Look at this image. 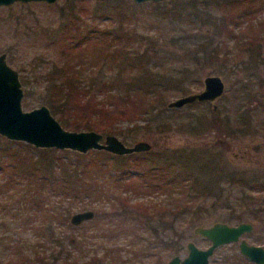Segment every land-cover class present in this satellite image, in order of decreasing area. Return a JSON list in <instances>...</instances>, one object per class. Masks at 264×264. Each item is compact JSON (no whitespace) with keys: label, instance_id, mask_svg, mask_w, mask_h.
I'll list each match as a JSON object with an SVG mask.
<instances>
[{"label":"rangeland","instance_id":"rangeland-1","mask_svg":"<svg viewBox=\"0 0 264 264\" xmlns=\"http://www.w3.org/2000/svg\"><path fill=\"white\" fill-rule=\"evenodd\" d=\"M175 1H158L162 5L159 9L150 3L152 1L134 0H56L53 3L17 1L0 6V53L6 51L8 62L20 72L24 110L46 104L42 101L46 94L45 71L51 64L49 57L58 56L64 38L74 32L77 35L94 27L107 31L117 30L121 25L129 35L139 36L143 49L155 42L156 48H148L150 50L147 61L149 66L153 67L151 79L160 81L159 87H164L165 84L173 86L168 89V101L183 94L200 91L204 86V77L216 74L225 83L223 96L216 100L219 116L229 117L231 122L243 117L250 125L241 133L229 137L222 130L227 126L217 128L209 121L211 104L206 108L207 117H202L206 105L199 103L170 109L173 111L168 113L173 116L174 121L172 119V125L167 130H149L141 117L136 120L137 124L122 122L120 128L123 134H115L116 136L127 145L147 140L151 144V149L134 152L132 157L106 150L107 153H95V166H92L94 174H97V165L103 161L109 165L106 167L108 174L109 171L114 172L119 165H131V160L136 165L129 167V177L116 183L111 179L108 181L107 175L100 179L106 187L104 192L84 193L77 198L66 197L62 214L66 221L60 225L55 224V234L61 237L68 252L80 261L93 256L104 257L109 253L114 255L118 264H160L173 253L186 254L187 241L191 240L202 248L207 247L208 240L195 233L194 226H206L215 221L237 223L254 219V222L251 221L254 229L247 234V238L264 245V240H258L259 236L264 238V230L259 222L261 219L249 210L252 206L247 203L251 198L248 196L241 198L244 193L239 182H233L235 187L233 186L232 192L228 191L229 189L220 192L217 186V182L224 175L249 174L252 168L264 166V45L262 48H237L234 45L238 36L242 40L250 35V32H257L264 40V0H257L247 7L240 25L230 22L229 25L235 32L233 36L231 33L227 34L224 29L216 35V41L220 42L217 58L201 60L193 57L197 47L195 38L187 41L181 39L182 42L175 36L172 37L179 32L177 29L179 20L171 12L162 13L161 9L166 11L165 8L173 6ZM108 11L113 12L112 16L107 13ZM103 12L106 13L105 17L100 15ZM188 29L196 33L198 39L214 32L212 24L208 21L202 23L200 27H195L191 23ZM94 44L96 43L92 38L83 44V48H90ZM181 68L185 69L184 77L180 75ZM179 86H183L186 92L178 93ZM167 103L166 108H169ZM194 114L204 118V122L200 125L199 121L189 122L187 116ZM132 127L135 130L127 134ZM219 141H225V144H219ZM51 149H55L51 150L53 153L56 152L54 155L63 150ZM91 150L96 149H90L84 154ZM215 150L221 151L222 155L218 157ZM184 151L201 153L202 157H195L192 164L195 165L192 167L193 172L195 171L200 180L210 188H215L211 192L212 196L208 197L211 200L203 201L204 194L198 193L188 205L193 210L188 208L183 210L184 208L179 205H183L182 203L178 204L164 191L146 187L141 181L142 178L138 176L156 162L160 164L172 161L182 167L184 161L180 154ZM201 164H211L205 165L207 173L204 172L203 166L199 167ZM4 175L0 170V182ZM108 187L111 190L108 191ZM18 188L16 186L4 192L0 191V201L5 202L7 206L6 213L0 212V222H3L0 225V264H7L11 258H14L11 264H20V261H17L20 259L19 256L13 251L16 242H20L22 250L26 247L27 251L33 244L37 247L41 244L43 247L46 242L44 235L40 234L41 217L26 209L25 202L20 201L21 190ZM207 190L208 188L201 187L199 192ZM249 192L251 196H255V202L261 200L264 194ZM249 192L246 191L245 194ZM58 197L52 196L51 199ZM120 198H128V206L121 213L118 202ZM212 200L214 203H211ZM137 202L147 206L144 211L133 206ZM161 205L168 206L162 209ZM236 208L237 210H234ZM88 209L94 211L92 218L79 224L70 222L72 214ZM147 213L152 216L149 217ZM158 214L161 215L160 222L157 220ZM153 231L158 233L155 234ZM168 240L169 243L171 240L174 241L170 247L165 245ZM234 248L232 243L218 247L210 257L211 264H223L224 258L230 256ZM64 263L72 264L71 259L65 260ZM104 264L114 262L108 263L106 260Z\"/></svg>","mask_w":264,"mask_h":264},{"label":"trees","instance_id":"trees-1","mask_svg":"<svg viewBox=\"0 0 264 264\" xmlns=\"http://www.w3.org/2000/svg\"><path fill=\"white\" fill-rule=\"evenodd\" d=\"M256 1L176 0L173 6L165 8L166 11L161 9V12H171L179 20L177 28L179 32L177 31L172 37L175 36L178 41L195 38L197 47L193 57H196L197 60L215 59L218 55V48H220V42L216 41V35L224 29L227 34L231 33L233 36L235 32L234 28L229 25L230 22L240 25L243 15L247 12V7ZM150 3L158 9L162 7L160 2L152 1ZM107 13L110 16L113 14L112 11ZM105 14L103 12L100 15L105 17ZM206 21L212 24L214 32L205 34L201 39H198L197 34L189 30L188 27L191 23L195 27H200ZM75 34L74 32L62 40V48L58 51V56L49 57L51 64L45 71L46 86L44 89L46 94L42 101L49 106L52 114L57 116L64 127L96 129L104 134L122 135L120 128L122 122L137 124L136 120L140 117L145 120V127L149 130H167L172 125L173 116L168 112L173 111L170 109L176 107L166 108V103L169 97L168 89L173 86L165 84L164 87H159L160 81L151 79L153 67L149 66V61H147L150 50L148 48H156L155 42L143 49L139 36L137 34L129 35V32H125L121 25L117 30L104 31L94 27ZM250 35L242 40H240L241 37L235 36L237 41L234 45L237 48H262L264 40L258 36V33L250 32ZM92 38L96 44L88 45L91 46L90 48H83V44L86 41L88 43V40H92ZM184 70L180 69L182 77L186 75ZM179 87L178 93L186 92L183 86ZM192 103L204 104L205 102L195 100ZM218 110V107L215 111H212L211 108L209 112L212 118L210 120L221 129L227 126L226 129H222L227 136L241 133L246 127H250L243 117L233 120V122L229 117L221 118ZM204 113L201 114L202 117H204ZM187 117L189 122L199 121L198 125L204 122V118L198 117L196 114ZM134 130L133 127L129 128L127 134H131ZM221 141L219 144L225 142ZM208 149L210 148L208 147ZM51 150L55 149L37 148L27 143L24 144L22 141L8 140L0 136V170L3 175L5 174L4 179L0 182V191L4 192L10 188H16V186L19 187L18 189L21 190L20 201L25 202L26 209L31 213L39 214V218L41 217L42 225L39 224V228L42 230L40 234L44 235V241H46L44 244L42 243L43 247L41 244L39 247L33 244L28 251L26 247L22 250L20 242H16L13 245V251L20 258L17 261H20V264H65V260L71 259L72 264H104L105 256H93L84 261L73 257L64 247L61 237L55 234V224L60 225L66 221V217L62 216L66 197L77 198L84 193L104 192L106 187L100 179L107 175L108 181L112 180L116 183L120 179L129 177V167L136 164L131 160V165H119L114 172L109 171L108 174L106 167L109 165L103 161L97 165V174H94L92 171V166H95L94 154L107 153L105 150H91L84 154L63 149L56 155H54L56 152L53 153L54 151L51 152ZM180 155L184 161L181 164L182 167L172 161L160 164L156 162L138 176L142 178L140 179L146 187L164 191L178 204L182 203L183 205H179L184 208L183 210H187V208L193 210L188 206L190 201H193L198 193L204 194L202 195L203 201L209 200L208 197L212 196L211 192L215 188H210L208 184L206 185L200 180L195 171L193 172L195 165L192 164L195 157L201 155L200 152L184 151ZM216 155L220 157L221 151H217ZM127 156L132 157L134 154H126ZM168 156L173 157L172 155ZM205 165L201 164L199 167L203 166L204 172L207 173ZM209 165L211 164L207 166ZM199 167L197 166V168ZM216 170L221 171L219 168ZM235 181L239 182L240 189L244 194L251 190H259V193L264 192V174L255 170L249 174L238 176L224 175L217 182L218 190L221 192L224 189H229L228 191L232 192ZM18 183L20 184L18 185ZM201 187L208 188V190L199 192ZM107 190L111 189L108 187ZM244 194L241 198L248 196L251 200L247 204H253L255 196H251L250 192ZM262 195L261 200L254 204L264 205V194ZM52 196L59 197L51 199ZM226 198L229 199V197ZM118 202L120 203V213L124 212L123 210L128 206V198H120ZM211 203H214V200ZM226 204L229 203L226 202ZM133 206L141 211L147 207L140 202ZM165 206L168 205H161V208L163 209ZM6 208L5 202L0 201V212L6 213ZM256 208L251 207L250 210L254 215L259 211V208ZM151 216L152 214L149 215V217ZM160 219L161 215L158 214L159 222ZM2 224L3 222H0V225ZM173 242L171 240L169 243L168 240L165 245L170 247ZM50 243L53 244L49 245ZM54 244L55 246H53ZM13 261L14 258H11L7 264H11ZM223 264H233V259H226Z\"/></svg>","mask_w":264,"mask_h":264},{"label":"water","instance_id":"water-1","mask_svg":"<svg viewBox=\"0 0 264 264\" xmlns=\"http://www.w3.org/2000/svg\"><path fill=\"white\" fill-rule=\"evenodd\" d=\"M16 1H44L53 3L56 0H0V6L10 5ZM136 2L163 0H134ZM200 91L177 96L167 103V107H181L195 100H209L212 108L216 109L217 98L222 94L225 83L219 75H207L203 79ZM24 91L19 73L7 60L6 52L0 53V135L10 139L23 141L37 148L70 149L85 153L90 149L106 150L114 154H131L151 149L147 140H139L127 145L115 134H104L94 129H69L64 127L52 114L46 104L24 110L22 98ZM94 216L91 209L75 212L70 217L72 224ZM252 229L249 222L231 224L215 221L210 225H196L194 232L210 240V244L201 248L193 241L186 244L187 254L172 256L165 264H210L209 256L221 244L235 241L245 231ZM71 240V239H70ZM240 251L255 264H264V248L261 245L249 244L241 240Z\"/></svg>","mask_w":264,"mask_h":264},{"label":"flooded vegetation","instance_id":"flooded-vegetation-1","mask_svg":"<svg viewBox=\"0 0 264 264\" xmlns=\"http://www.w3.org/2000/svg\"><path fill=\"white\" fill-rule=\"evenodd\" d=\"M17 2V1H16ZM6 52V51H5ZM6 54H7V52H6ZM7 60H8V57H7ZM18 73H19V75H20V72H19V70H18ZM223 94H224V90H223V92H222V94L217 98V99H219V98H221V96H223ZM205 103H204V105H206V107L209 105V104H211V108H212V102L211 101H209V100H203ZM192 103V102H191ZM191 103H188V104H191ZM217 103V102H216ZM205 107V108H206ZM217 107H218V103H217ZM217 107H216V109H217ZM216 109H213L212 108V111H215ZM205 111H207V110H204V112ZM204 117H207V113H204ZM211 118H212V116H211ZM210 118V119H211ZM210 122H211V124H215L212 120H209ZM215 126L217 127V128H219V126L218 125H216L215 124ZM234 128H236V127H234ZM261 166V165H260ZM253 170H255L256 172H261V173H263L264 174V166H262L261 168H259V166H256V167H254V168H252L251 169V171H253ZM235 176H237V173H235L234 174ZM251 191H253V192H256V193H258V192H260L259 190H251ZM254 200V199H253ZM254 203H255V200H254ZM253 203V204H254ZM253 204H251V206L253 207V208H259V211L257 212V214H253L254 216H256V217H258V218H260V219H263V220H261V221H259L261 224H262V226H261V228L264 230V205H261V206H259V205H257V204H254V206H253ZM259 206V207H258ZM250 209L249 210H251V207H249ZM256 208V209H257ZM234 210H237V208L236 209H234ZM254 219H252L251 221H253ZM251 221H238L237 223H239V222H249V223H251V225H252V229L251 230H249V231H245V232H243L239 237H238V239L237 240H235V241H231V242H228V243H232L234 246H235V248H234V250H232V252H231V254H230V256H227V257H225L224 258V260H226V259H229V258H232L233 259V264H255L251 259H249L247 256H245L244 254H242L241 253V251H240V242H241V240H246L249 244H255V245H261L263 248H264V245L263 244H261V243H259V242H254V241H250L248 238H247V234L249 233V232H251L253 229H254V224L251 222ZM254 222V221H253ZM237 223H231V224H237ZM256 223V222H255ZM200 235V234H199ZM201 236V235H200ZM204 238V237H203ZM206 240H208L207 238H205ZM258 240L259 241H261V240H264V238H261V236H259V238H258ZM188 242V241H187ZM208 242H209V244L211 243L210 242V240H208ZM187 244V243H186ZM208 244V245H209ZM225 244H227V243H224V244H221V245H218L214 250H213V252H212V254L214 253V251L218 248V247H220V246H222V245H225ZM207 245V246H208ZM198 246V245H197ZM202 248V247H201ZM187 254V253H186ZM186 254H179V253H173V255L172 256H174V255H180L181 257H184V256H186ZM211 254V255H212ZM211 255L209 256V263L211 264V261H210V257H211ZM105 256V260H107L108 261V263L109 262H114V264L115 263H117V259H115V257H114V255H110V254H106V255H104ZM171 256V257H172ZM170 257V258H171ZM170 258H168L165 262H161L160 264H165ZM224 260H223V262H224ZM118 264V263H117Z\"/></svg>","mask_w":264,"mask_h":264}]
</instances>
